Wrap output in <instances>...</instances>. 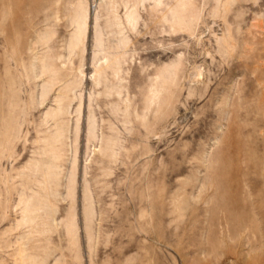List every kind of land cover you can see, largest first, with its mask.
<instances>
[{"label":"rangeland","instance_id":"374dc122","mask_svg":"<svg viewBox=\"0 0 264 264\" xmlns=\"http://www.w3.org/2000/svg\"><path fill=\"white\" fill-rule=\"evenodd\" d=\"M0 23V264H264V0Z\"/></svg>","mask_w":264,"mask_h":264},{"label":"bare ground","instance_id":"6f19581e","mask_svg":"<svg viewBox=\"0 0 264 264\" xmlns=\"http://www.w3.org/2000/svg\"><path fill=\"white\" fill-rule=\"evenodd\" d=\"M69 19V17H68ZM72 19V18H71ZM76 22L78 25H80V29H83V26L86 24V14H85V10L82 8V6H80V12L77 14L76 17ZM71 23V22H70ZM0 25H2L0 23ZM76 26V25H75ZM47 35V34H46ZM45 36V35H43ZM42 38V37H41ZM40 38V39H41ZM45 38V37H44ZM47 39V38H46ZM42 40V39H41ZM43 41V40H42ZM44 43V42H43ZM46 43V42H45ZM77 46V45H76ZM44 61V60H43ZM55 138V137H54ZM52 140V139H51ZM36 165V164H35Z\"/></svg>","mask_w":264,"mask_h":264}]
</instances>
